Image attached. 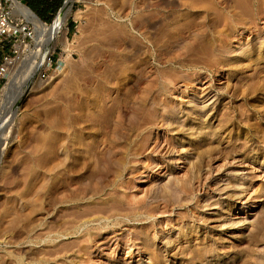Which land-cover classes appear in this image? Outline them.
<instances>
[{"label":"rangeland","instance_id":"374dc122","mask_svg":"<svg viewBox=\"0 0 264 264\" xmlns=\"http://www.w3.org/2000/svg\"><path fill=\"white\" fill-rule=\"evenodd\" d=\"M63 29L0 99V264H264V0H75Z\"/></svg>","mask_w":264,"mask_h":264},{"label":"bare ground","instance_id":"6f19581e","mask_svg":"<svg viewBox=\"0 0 264 264\" xmlns=\"http://www.w3.org/2000/svg\"><path fill=\"white\" fill-rule=\"evenodd\" d=\"M10 8H11V16L17 20L19 19H24L26 22H30L34 25L35 30L37 31V35L34 36V40H35V50H33V52L30 53V56L28 61V70L26 71V75H24V79H18V77L16 76L17 74H14V71H16V69H18V63L17 61L15 62L12 71L10 72V74L8 75L9 77V82L7 83L8 86H3L2 89H0V99H4V98H10L11 102H13L12 105V109L15 107L16 105V99L19 98L20 96H22L23 94V90L19 88V85L21 86L22 84H24V82L30 77L32 76L33 72L37 69V67L39 65H41L43 63V61H45L46 59V52L49 51L48 48H50V46L52 45V43L59 38V35L61 33H64V31L62 32V30H64V25L67 19L68 14L70 13L71 10V5L75 0H64V3L62 5V7L59 9L57 16L54 18V21L52 24L47 25L45 23H43L38 16L31 10L28 9L25 5L22 4V2H20L19 0H10ZM58 40V39H57ZM56 42V41H55ZM54 44V43H53ZM64 44L65 46L68 45V40L65 37L64 39ZM28 46V45H27ZM42 47L46 48V51L44 53H42ZM27 48V47H26ZM44 49V48H43ZM28 57V56H27ZM39 57L40 59L37 60L36 58ZM25 59V58H24ZM23 62V61H22ZM24 62H27L24 60ZM18 71V70H17ZM25 71V70H24ZM8 80V78H7ZM19 80V81H18ZM22 80V81H21ZM23 86V85H22ZM21 86V87H22ZM4 98H3V97ZM20 99V98H19ZM18 99V100H19ZM6 101V99H5ZM9 101V100H7ZM9 104L6 105V102L1 101L0 100V112L1 114L4 115H9ZM0 114V115H1ZM2 121V120H1ZM5 126V124L3 126H1L0 128L3 130V127ZM53 148V147H52ZM47 149V148H46ZM49 150V149H48ZM50 151H47V153ZM49 155V154H48ZM1 156H2V150L0 151V161H1ZM47 158V157H46ZM49 167V170L52 168H50V166H46ZM46 169V168H45ZM48 171V170H47ZM51 172V171H50ZM54 174V173H53ZM115 220V219H114ZM105 227V226H104ZM99 229V227H98ZM102 229V228H101ZM100 229V230H101ZM93 231V230H92ZM85 232V231H84ZM84 235H87L88 237L91 236L90 232L86 230V232L84 233ZM84 237V236H83ZM90 238V237H89ZM93 238V237H92ZM119 243V242H118ZM123 246L122 248H130L134 246V243L131 242H122ZM116 249L117 247L120 246L121 248V244L118 245L116 242ZM114 249V248H113Z\"/></svg>","mask_w":264,"mask_h":264},{"label":"built area","instance_id":"2783aa9c","mask_svg":"<svg viewBox=\"0 0 264 264\" xmlns=\"http://www.w3.org/2000/svg\"><path fill=\"white\" fill-rule=\"evenodd\" d=\"M33 36L32 24L13 18L7 0H0V82L8 78L15 62L22 59Z\"/></svg>","mask_w":264,"mask_h":264},{"label":"trees","instance_id":"16d2710c","mask_svg":"<svg viewBox=\"0 0 264 264\" xmlns=\"http://www.w3.org/2000/svg\"><path fill=\"white\" fill-rule=\"evenodd\" d=\"M55 1L52 2V0H28L26 2L22 1V3L32 9L41 20L47 22L49 19L48 12L51 11V9L54 10L56 8L51 7L55 3ZM62 1L63 0H60V3H62Z\"/></svg>","mask_w":264,"mask_h":264},{"label":"crops","instance_id":"0c3cea01","mask_svg":"<svg viewBox=\"0 0 264 264\" xmlns=\"http://www.w3.org/2000/svg\"><path fill=\"white\" fill-rule=\"evenodd\" d=\"M23 4V3H22ZM25 5V4H23ZM26 6V5H25ZM27 7V6H26ZM28 8V7H27ZM29 9V8H28ZM73 19L70 21V23H67V30H68V33L73 31L74 27H75V24L73 23Z\"/></svg>","mask_w":264,"mask_h":264},{"label":"water","instance_id":"95a60500","mask_svg":"<svg viewBox=\"0 0 264 264\" xmlns=\"http://www.w3.org/2000/svg\"><path fill=\"white\" fill-rule=\"evenodd\" d=\"M63 3H64V0L62 1L60 8L62 7ZM60 8H59V9H60ZM38 18H39V17H38ZM1 131H2V129L0 128V133H1Z\"/></svg>","mask_w":264,"mask_h":264}]
</instances>
